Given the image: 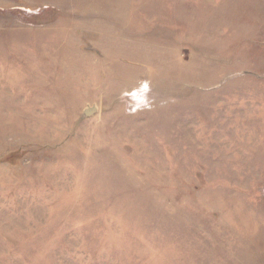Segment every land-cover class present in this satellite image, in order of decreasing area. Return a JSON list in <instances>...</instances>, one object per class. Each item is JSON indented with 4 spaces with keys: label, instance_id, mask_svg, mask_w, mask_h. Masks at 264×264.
Here are the masks:
<instances>
[{
    "label": "rangeland",
    "instance_id": "rangeland-1",
    "mask_svg": "<svg viewBox=\"0 0 264 264\" xmlns=\"http://www.w3.org/2000/svg\"><path fill=\"white\" fill-rule=\"evenodd\" d=\"M0 264H264V0H0Z\"/></svg>",
    "mask_w": 264,
    "mask_h": 264
},
{
    "label": "water",
    "instance_id": "water-1",
    "mask_svg": "<svg viewBox=\"0 0 264 264\" xmlns=\"http://www.w3.org/2000/svg\"><path fill=\"white\" fill-rule=\"evenodd\" d=\"M96 110V108L92 107V108H88L87 110H85V115L86 116H90L92 113H94Z\"/></svg>",
    "mask_w": 264,
    "mask_h": 264
}]
</instances>
